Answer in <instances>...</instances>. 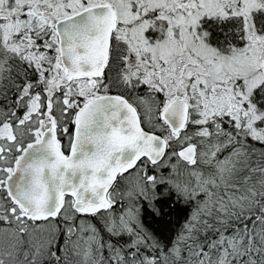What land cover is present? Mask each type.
<instances>
[{
  "label": "snow or ice",
  "instance_id": "6c2138e0",
  "mask_svg": "<svg viewBox=\"0 0 264 264\" xmlns=\"http://www.w3.org/2000/svg\"><path fill=\"white\" fill-rule=\"evenodd\" d=\"M0 264H264V0H0Z\"/></svg>",
  "mask_w": 264,
  "mask_h": 264
}]
</instances>
